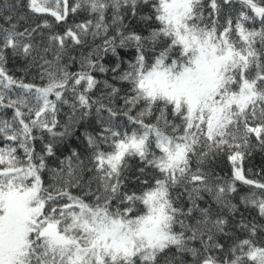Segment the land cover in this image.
Listing matches in <instances>:
<instances>
[{
  "label": "snow or ice",
  "instance_id": "1",
  "mask_svg": "<svg viewBox=\"0 0 264 264\" xmlns=\"http://www.w3.org/2000/svg\"><path fill=\"white\" fill-rule=\"evenodd\" d=\"M0 264H264V0L0 2Z\"/></svg>",
  "mask_w": 264,
  "mask_h": 264
},
{
  "label": "trees",
  "instance_id": "2",
  "mask_svg": "<svg viewBox=\"0 0 264 264\" xmlns=\"http://www.w3.org/2000/svg\"><path fill=\"white\" fill-rule=\"evenodd\" d=\"M0 2H3V0H0Z\"/></svg>",
  "mask_w": 264,
  "mask_h": 264
}]
</instances>
